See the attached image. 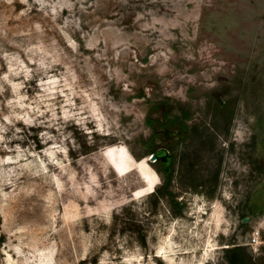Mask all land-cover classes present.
<instances>
[{
    "label": "rangeland",
    "instance_id": "374dc122",
    "mask_svg": "<svg viewBox=\"0 0 264 264\" xmlns=\"http://www.w3.org/2000/svg\"><path fill=\"white\" fill-rule=\"evenodd\" d=\"M237 243L264 258V0H0V264Z\"/></svg>",
    "mask_w": 264,
    "mask_h": 264
},
{
    "label": "trees",
    "instance_id": "16d2710c",
    "mask_svg": "<svg viewBox=\"0 0 264 264\" xmlns=\"http://www.w3.org/2000/svg\"><path fill=\"white\" fill-rule=\"evenodd\" d=\"M167 121L171 123V121H176V118L174 120L168 119ZM179 123L181 128L186 127L184 122ZM167 125L170 126L172 124L167 123ZM167 151V149L163 148L149 151L156 155L154 159L162 164L160 168L162 172V183L153 190V193L155 195L165 196L173 213L177 215L181 214V209L179 208L180 201L177 200V195L172 192L171 189L174 180V169L172 165V156L169 155ZM165 155H167V157ZM196 185V182H190L191 187H195ZM225 256L227 264H264V258L261 261L253 259L252 256L246 252L245 245L243 244L237 243L233 246L226 247Z\"/></svg>",
    "mask_w": 264,
    "mask_h": 264
},
{
    "label": "water",
    "instance_id": "95a60500",
    "mask_svg": "<svg viewBox=\"0 0 264 264\" xmlns=\"http://www.w3.org/2000/svg\"><path fill=\"white\" fill-rule=\"evenodd\" d=\"M156 157V155H153V157L151 159H154Z\"/></svg>",
    "mask_w": 264,
    "mask_h": 264
},
{
    "label": "built area",
    "instance_id": "2783aa9c",
    "mask_svg": "<svg viewBox=\"0 0 264 264\" xmlns=\"http://www.w3.org/2000/svg\"><path fill=\"white\" fill-rule=\"evenodd\" d=\"M253 240H256V238H253Z\"/></svg>",
    "mask_w": 264,
    "mask_h": 264
}]
</instances>
